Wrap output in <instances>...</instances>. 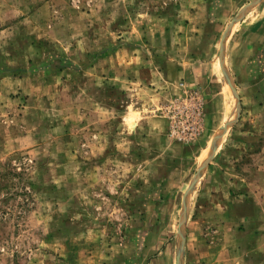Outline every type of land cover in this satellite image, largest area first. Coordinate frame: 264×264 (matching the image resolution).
<instances>
[{"label":"rangeland","instance_id":"obj_1","mask_svg":"<svg viewBox=\"0 0 264 264\" xmlns=\"http://www.w3.org/2000/svg\"><path fill=\"white\" fill-rule=\"evenodd\" d=\"M184 3L0 0V264H143L182 242L209 155L264 166V64L206 31L199 81Z\"/></svg>","mask_w":264,"mask_h":264},{"label":"crops","instance_id":"obj_2","mask_svg":"<svg viewBox=\"0 0 264 264\" xmlns=\"http://www.w3.org/2000/svg\"><path fill=\"white\" fill-rule=\"evenodd\" d=\"M183 8L179 22L168 26L176 32L177 42L187 43L188 59L200 62L203 69L210 66L206 62H222L215 42L205 43L211 48L200 52L205 57L197 52L202 36L206 37L203 33L222 29L228 31L225 41L235 61L248 64L243 71L259 77L264 64V0H186ZM205 73L198 71L197 79L211 78L210 68ZM200 172L193 173L191 185ZM201 173L194 197L196 213L183 234L184 246L173 235L143 264H264V166L209 167L208 163Z\"/></svg>","mask_w":264,"mask_h":264},{"label":"built area","instance_id":"obj_3","mask_svg":"<svg viewBox=\"0 0 264 264\" xmlns=\"http://www.w3.org/2000/svg\"><path fill=\"white\" fill-rule=\"evenodd\" d=\"M201 108H202V106H201V104H200V102L198 101L197 103H195L194 104V108L193 109H191V112L193 111V113H192V115H193V118H195V117H197V113L198 112H200L201 111ZM190 112V113H191ZM190 126H195V125H191L190 124ZM187 127H189L188 125L186 126V128ZM185 131V130H184ZM185 134H188V132L187 133H185ZM192 134H195V130H191V131H189V134H188V136L187 135H184V136H186V137H184V138H192ZM183 136V135H182Z\"/></svg>","mask_w":264,"mask_h":264},{"label":"water","instance_id":"obj_4","mask_svg":"<svg viewBox=\"0 0 264 264\" xmlns=\"http://www.w3.org/2000/svg\"><path fill=\"white\" fill-rule=\"evenodd\" d=\"M214 143H215V141H214ZM212 150H213V151L215 150V146H212ZM211 155H212V154H211ZM211 155H209V157L207 158V160L205 161V163L203 164V166L201 167V169L204 168V167L208 164V161H209ZM200 171H201V170H200ZM186 205H187V204H186ZM183 217H185V213L183 214ZM183 222H184V219H183ZM181 238H182V247H183V246H184V235H183L182 232H181Z\"/></svg>","mask_w":264,"mask_h":264}]
</instances>
